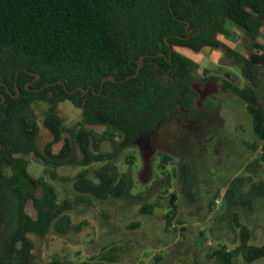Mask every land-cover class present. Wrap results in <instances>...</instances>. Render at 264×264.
<instances>
[{
  "label": "trees",
  "instance_id": "16d2710c",
  "mask_svg": "<svg viewBox=\"0 0 264 264\" xmlns=\"http://www.w3.org/2000/svg\"><path fill=\"white\" fill-rule=\"evenodd\" d=\"M263 25L264 0H0V264H74L56 255L44 263L37 260L31 235L43 239L52 231L67 232L74 206L69 199L57 201L53 186L32 177L19 156L33 154L54 166L70 157V140L63 136L57 112L65 100L81 110L74 135L79 163H102L93 176L80 171L73 178L79 197H123L129 176L117 173V152L170 113L192 109L197 80L215 83L245 103L256 139L250 145L260 147L264 164V107L257 93L264 67ZM233 32L249 42L248 56L223 41ZM219 46L239 65L246 86L209 74L176 50ZM38 103L47 105L42 123L51 138L44 145L38 142ZM102 125L117 131L120 140L96 141L94 127ZM106 139L110 151L101 149ZM60 140L64 143L55 153ZM169 159L163 156L159 167ZM259 184L264 189V180ZM28 201L35 217L25 209ZM171 204L164 216L167 226L175 214ZM249 239L248 227L240 225L234 249H212L194 264H234L239 251L245 259L264 257V244ZM114 250L103 249L78 264H116Z\"/></svg>",
  "mask_w": 264,
  "mask_h": 264
},
{
  "label": "rangeland",
  "instance_id": "374dc122",
  "mask_svg": "<svg viewBox=\"0 0 264 264\" xmlns=\"http://www.w3.org/2000/svg\"><path fill=\"white\" fill-rule=\"evenodd\" d=\"M231 30V26H228ZM232 31V30H231ZM264 40V25L260 29ZM224 42L248 56L249 42L233 32ZM209 74L218 75L246 86L240 67L222 47L190 51L177 47ZM257 93L264 107V67L259 68ZM197 92L189 110L170 113L156 127L141 133L130 147L119 150L113 162L119 175L129 176V190L123 197L96 200L79 197L72 181L80 171L93 176L102 163H79L80 153L74 140L81 110L65 100L57 106L62 119L63 136L70 140L72 152L61 165L43 164L33 154H20L34 178L41 177L53 186L57 201L69 199L71 228L64 234L54 231L43 239L31 235L34 253L41 263L54 255L78 264L113 247L116 264H194L205 259L212 249L232 250L239 244L240 225L250 231L249 243L264 244V164L256 142L252 119L245 103L212 82L193 83ZM47 105H35L39 124L38 142L44 145L51 136L42 123ZM96 141L120 134L108 126H96ZM64 140L53 146L57 153ZM101 149H112L109 139ZM163 156H168L163 168ZM37 195L42 193L39 186ZM174 218L166 225L165 214L172 209ZM25 209L35 217L30 201ZM264 257L245 259L238 252L234 264H264Z\"/></svg>",
  "mask_w": 264,
  "mask_h": 264
}]
</instances>
